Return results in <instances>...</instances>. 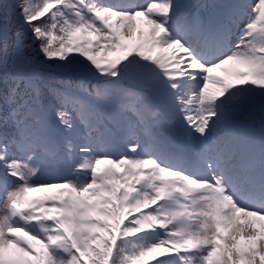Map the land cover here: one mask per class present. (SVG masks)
Masks as SVG:
<instances>
[{
	"label": "snow or ice",
	"instance_id": "6c2138e0",
	"mask_svg": "<svg viewBox=\"0 0 264 264\" xmlns=\"http://www.w3.org/2000/svg\"><path fill=\"white\" fill-rule=\"evenodd\" d=\"M0 264H264V0H0Z\"/></svg>",
	"mask_w": 264,
	"mask_h": 264
}]
</instances>
